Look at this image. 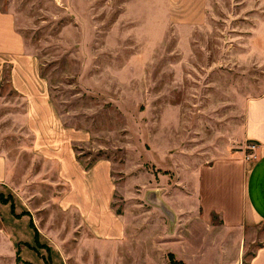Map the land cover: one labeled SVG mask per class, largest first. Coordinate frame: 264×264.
I'll list each match as a JSON object with an SVG mask.
<instances>
[{"label":"rangeland","instance_id":"obj_1","mask_svg":"<svg viewBox=\"0 0 264 264\" xmlns=\"http://www.w3.org/2000/svg\"><path fill=\"white\" fill-rule=\"evenodd\" d=\"M0 10L7 57L19 53L34 62L30 74L42 78L54 106L60 147L69 141L84 167L109 158L122 191L117 210L136 218L142 212L133 204L148 205L151 174L162 173L157 159L166 133L172 146L181 139L184 156L211 158L228 133L234 142L243 100L264 92V0H0ZM8 74L6 66L0 151L12 163L0 192L13 201L16 190L39 225L52 216L58 225L66 220L55 211L65 185L56 163L30 157L25 102L9 88ZM176 119L177 132L170 127ZM251 143L243 144L247 164L258 154ZM263 229L264 223L246 229L239 264H247ZM204 252L202 261H209ZM0 264L18 262L4 248Z\"/></svg>","mask_w":264,"mask_h":264},{"label":"crops","instance_id":"obj_2","mask_svg":"<svg viewBox=\"0 0 264 264\" xmlns=\"http://www.w3.org/2000/svg\"><path fill=\"white\" fill-rule=\"evenodd\" d=\"M5 21L6 13L0 10V87L8 66L9 88L25 102L30 157L56 163L57 178L65 189L56 199L55 211L66 220L57 225L52 216L39 225L15 190L13 201L0 202V240L4 244L0 251L5 248L18 264H175L171 259L183 264L241 263L246 229L264 223V92L243 100L234 142L228 133L225 145L212 150L211 158L184 156L179 149L181 139L171 135L172 146L166 133L165 145L158 149L162 173L151 174L154 181L143 194L148 205L133 204L142 212V218H136L130 209L117 210L116 195L122 191L109 158H98L84 167L69 141L61 140L60 147V140L54 137L59 129L54 106L42 78L30 74L34 62L19 53L7 57ZM174 116L178 117L176 112ZM174 121L170 127L177 132L179 124ZM246 141L258 148L250 164L243 160ZM11 163L7 152L0 151V185L4 187ZM70 216L73 219L67 222ZM56 225L64 231L62 239L53 228ZM207 249L206 258L211 261H202ZM247 264H264V229Z\"/></svg>","mask_w":264,"mask_h":264},{"label":"trees","instance_id":"obj_3","mask_svg":"<svg viewBox=\"0 0 264 264\" xmlns=\"http://www.w3.org/2000/svg\"><path fill=\"white\" fill-rule=\"evenodd\" d=\"M8 201H10L9 199H7V198H4V197H2V192H0V202H3V203H6V202H8ZM11 205V210L13 211V203H11L10 204ZM171 259V258H170ZM171 262L172 263H175V264H183L182 262H176V261H174V260H172L171 259Z\"/></svg>","mask_w":264,"mask_h":264},{"label":"built area","instance_id":"obj_4","mask_svg":"<svg viewBox=\"0 0 264 264\" xmlns=\"http://www.w3.org/2000/svg\"><path fill=\"white\" fill-rule=\"evenodd\" d=\"M249 150H255L257 148V144L256 143H251L250 145L247 146Z\"/></svg>","mask_w":264,"mask_h":264}]
</instances>
